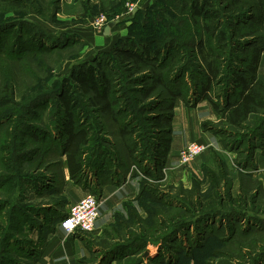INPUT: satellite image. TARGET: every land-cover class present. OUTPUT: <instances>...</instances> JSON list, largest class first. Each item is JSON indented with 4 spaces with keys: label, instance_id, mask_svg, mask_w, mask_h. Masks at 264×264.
Segmentation results:
<instances>
[{
    "label": "rangeland",
    "instance_id": "374dc122",
    "mask_svg": "<svg viewBox=\"0 0 264 264\" xmlns=\"http://www.w3.org/2000/svg\"><path fill=\"white\" fill-rule=\"evenodd\" d=\"M22 1L17 6L0 1V23L11 25L0 36L9 35L10 41L18 42L27 39L29 45H34L32 39L41 38L54 46L68 41L65 38L60 44H53L55 40L50 35L62 38L72 33L74 42L67 49L42 51L24 55L22 59L10 52L0 57V84L12 83L3 94L13 100L0 109V179L6 180L0 190V264H34L61 214L67 213L84 193H97L105 175L110 173L107 169L95 175L87 170L77 183L70 180L66 158L58 153L64 111L57 94L64 78L75 67H95L102 61L107 68H115L126 82L130 72L112 63L114 46L152 31H158L161 39H173L181 45H185V40L193 44L195 33L199 35L198 29L191 27L190 32L188 29L191 0ZM115 20L119 22L111 27V37H107L111 38L110 43L95 46L90 37L105 34V27ZM217 41L219 52L226 58L229 54L239 56L229 43L222 48L218 38ZM182 50L185 61L194 65L192 51L184 46ZM195 58L198 62V55ZM232 63L226 62L225 67ZM262 64L264 69V57ZM191 68L195 73L197 68ZM228 69L227 65L225 70ZM259 78L264 82V73ZM186 79L192 78L188 74ZM115 83L116 90L121 92V79ZM180 84L190 86L185 77ZM227 85L230 86L229 81H224L217 90L223 92ZM77 99L76 113L81 120L86 117L87 100L81 94ZM217 102L221 104L223 98ZM197 110L201 117L210 114L206 105ZM180 115L177 112L178 119ZM94 116L97 124L107 130L95 132L100 146L124 153L115 123L100 113ZM146 116L149 115L142 114L135 122L138 128L135 135L142 138L143 147L153 138ZM194 124L190 133L195 134ZM201 125L200 131L209 132L211 141H198L195 134L191 140L204 143L207 148L189 164L167 165L160 179L146 177L136 166L131 168L121 184L127 180L134 182L130 186L132 193L116 207L112 221L103 230L97 232L96 226L93 232L86 233L84 243L90 255L82 257L80 264H264V172L259 171L264 157V113H255L248 122L237 126L230 123L227 115L214 111ZM215 159L220 160L219 168L228 173V180H220V185L231 192L219 208L224 214L197 218L190 227H185L186 220L183 224L175 222L183 214L197 213L177 194L181 191L187 194L195 186L207 190L210 187L207 170L215 169ZM228 182L230 186L226 185ZM177 197L180 202L175 205ZM166 201L174 205L167 206ZM29 206L36 212L27 210ZM171 216L173 221L169 219ZM21 217L29 219L26 225L18 222ZM147 249H151V254L144 258Z\"/></svg>",
    "mask_w": 264,
    "mask_h": 264
},
{
    "label": "trees",
    "instance_id": "16d2710c",
    "mask_svg": "<svg viewBox=\"0 0 264 264\" xmlns=\"http://www.w3.org/2000/svg\"><path fill=\"white\" fill-rule=\"evenodd\" d=\"M0 1L15 6L23 4L22 0ZM188 9L189 32L191 27L199 32L197 36L194 31L196 38L193 44L187 40L185 45H181L173 39H161L158 31H152L137 40L128 38L113 47L112 63L124 66L130 72L126 82L122 75L116 74L115 68H107L106 63L102 61L95 67H75L69 77L64 78L62 89L57 94L59 105L64 111L62 136L58 138V153L66 158L70 178L76 183L87 170L95 175L110 170L102 180L100 190H97L98 196L102 194L101 190L105 184L124 182L133 166L150 179L164 177L173 142L174 107L178 98H182L192 107L207 100L217 114L227 115L230 123L237 126L248 122L255 113H264V82L258 76L264 57V0H191ZM9 27V22L0 23V33L6 32ZM2 35L0 57L9 55L10 52L18 59L42 51L67 49L74 42L71 40L72 36L74 37L72 33L61 36L63 39L50 35L55 40L53 44H60L65 38L68 41L65 45L54 46L41 38L32 39L34 45H29L27 39L10 41L7 37L9 35ZM216 37L220 40L219 45L222 48L229 43L239 56L229 54L226 58L222 55L224 53L219 52ZM182 46L194 54V65L185 61ZM226 62H233L231 66L227 64L228 70H225ZM191 67L197 68L195 73ZM188 74L191 80L186 79ZM184 77L185 83L188 82L190 86L180 84ZM119 79L123 84L121 92L116 90L115 82ZM224 81H229L230 86L227 85L223 92H219L217 89ZM10 85L11 81L0 84V109L13 102L12 97L3 94L5 90L10 89ZM78 94L85 96L87 100L86 117L81 120H78L76 113ZM221 98L223 102L220 104L217 101ZM95 113H100L115 123L125 149L124 153L116 148L110 150L100 146L95 132L99 130L106 133L107 130L102 124H97ZM142 114L149 115L145 117V121L149 126L148 132L153 136L146 147L142 146V138L135 135L138 130L135 122ZM204 125L207 126L206 123ZM84 154L88 157L82 158ZM216 161L215 159V169L207 170L210 179V187L207 190L195 186L196 189L187 190V194L186 191L178 192L177 195L181 196L193 211L196 209L197 213L183 214L175 222L183 224L186 220L185 227H190L194 225L192 221L197 218L202 219L208 215H214L216 218L215 215L224 214L219 208L227 201L231 192L220 185L222 178L228 180V173L219 168L222 166L218 165L220 160ZM248 163L246 162V166H249ZM218 168L219 171L216 170ZM5 181L0 179V190L4 188ZM226 185L230 186V183ZM177 199L175 205L180 202L178 197ZM165 203L167 206L174 205L171 201ZM27 210L36 212L31 206ZM65 215L66 213L61 214L60 219ZM169 219L173 221L174 217ZM18 220L24 225L29 221L25 217ZM120 222L119 220L118 223ZM135 253L137 252L132 254Z\"/></svg>",
    "mask_w": 264,
    "mask_h": 264
},
{
    "label": "crops",
    "instance_id": "0c3cea01",
    "mask_svg": "<svg viewBox=\"0 0 264 264\" xmlns=\"http://www.w3.org/2000/svg\"><path fill=\"white\" fill-rule=\"evenodd\" d=\"M111 32L110 29L109 34H96L91 36L90 39L95 46H104L110 43L111 38L109 39L107 37H111ZM261 65L263 64L261 63ZM263 73L264 69L260 66L258 72L259 77L263 75ZM201 105H206L210 109V114L206 117H201L197 114V109H199ZM177 112L181 114L179 119ZM212 114H214V109L213 107L211 108L207 100L201 101L196 107L187 105L181 98L176 100L173 119V142L167 165L171 164L172 166H177V155L179 151L188 142L192 141V138L196 137L195 134H197L196 140L198 141H211V134L209 132H203L202 130L200 131V129L202 120L210 117ZM189 116H191V118H188ZM193 118H195V124L193 123ZM193 124L197 127V133L195 134L193 132L190 133V127ZM176 126L181 129H177ZM200 132L204 134V136H201ZM259 171L264 172V157H262L260 161ZM69 176L67 179H69ZM133 183L134 182L127 180L125 184H105L103 186L101 190L102 194L99 196L101 200L99 218L95 225V228L97 226V232L103 230V227L112 221L113 215L117 210L116 207L132 193V188L130 186H134ZM68 187L67 185L66 189ZM126 189L129 190V192H127ZM85 235L86 233L80 232L68 233L61 228L58 223L54 230L47 236L46 242L42 247L41 256L34 264H80L79 261L82 257L90 255V250L84 243Z\"/></svg>",
    "mask_w": 264,
    "mask_h": 264
},
{
    "label": "built area",
    "instance_id": "2783aa9c",
    "mask_svg": "<svg viewBox=\"0 0 264 264\" xmlns=\"http://www.w3.org/2000/svg\"><path fill=\"white\" fill-rule=\"evenodd\" d=\"M207 145L197 142H188L178 153L177 160L180 165L189 164L196 156L201 154ZM165 170V169H164ZM101 200L96 193L90 192L80 197L70 206L66 215L58 221L59 226L68 233H91L95 229L99 218Z\"/></svg>",
    "mask_w": 264,
    "mask_h": 264
},
{
    "label": "water",
    "instance_id": "95a60500",
    "mask_svg": "<svg viewBox=\"0 0 264 264\" xmlns=\"http://www.w3.org/2000/svg\"><path fill=\"white\" fill-rule=\"evenodd\" d=\"M118 22H119V20H115V21L112 22L111 24H108V25L105 27V30H104L105 34H109L112 25H113L114 23H118ZM150 253H151V249H147L146 254H145V257L148 256Z\"/></svg>",
    "mask_w": 264,
    "mask_h": 264
}]
</instances>
